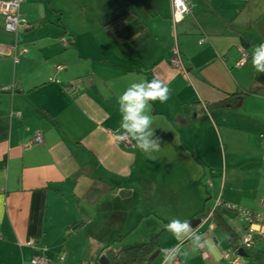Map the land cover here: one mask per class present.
Listing matches in <instances>:
<instances>
[{"label": "crops", "instance_id": "0c3cea01", "mask_svg": "<svg viewBox=\"0 0 264 264\" xmlns=\"http://www.w3.org/2000/svg\"><path fill=\"white\" fill-rule=\"evenodd\" d=\"M72 5L44 13L24 0L17 36L0 17V47L18 53L0 58V264H97L155 237L150 264H264V239L243 250L244 225L237 233L214 203L253 212L264 201V74L251 60L264 0H191L178 25L170 0H103L76 23ZM153 78L171 95L152 104L160 148L146 154L115 139L118 97ZM173 218L203 240L172 237L158 260Z\"/></svg>", "mask_w": 264, "mask_h": 264}, {"label": "clouds", "instance_id": "9594fccd", "mask_svg": "<svg viewBox=\"0 0 264 264\" xmlns=\"http://www.w3.org/2000/svg\"><path fill=\"white\" fill-rule=\"evenodd\" d=\"M252 68L257 74H264V43L257 45L252 52ZM171 95V89L158 78L131 83L118 97V110L121 115L117 139L121 142L136 141V146L144 153L151 154L160 148L158 138H154L152 104L159 101L166 103ZM167 231L177 239L181 235L193 233L197 241L203 240V233L194 230L187 220L173 218L166 226ZM209 251H214L216 245L204 241ZM174 247V246H173ZM170 249H162V255ZM201 250L197 246L196 251ZM172 259V258H170Z\"/></svg>", "mask_w": 264, "mask_h": 264}, {"label": "built area", "instance_id": "2783aa9c", "mask_svg": "<svg viewBox=\"0 0 264 264\" xmlns=\"http://www.w3.org/2000/svg\"><path fill=\"white\" fill-rule=\"evenodd\" d=\"M24 0H0V17L4 21V32L17 36L20 32L29 29V25L23 20L20 14V7ZM191 0H170L171 12H172V23L174 25L180 24L186 16L189 15L191 10L190 5ZM63 47L67 46L65 40L61 41ZM25 53V52H22ZM17 51L15 47L4 48L0 47V57H11L14 63H17ZM172 64L174 67H179V58L177 54L173 57ZM59 68L58 71H62ZM118 132H116L115 139L118 143L127 147L130 142H121L117 139ZM42 138L39 134L35 135L31 141V145H41ZM216 208L225 209L231 212L236 218L240 219L244 225L245 231L244 235L240 240V245L243 250H251L255 244L264 239V201L261 202L258 211H245L241 209L234 208L229 205H222L217 203ZM225 261L228 264H238V259L235 258L230 260L225 257ZM31 264H49V261L45 258H34ZM172 264H177L173 262Z\"/></svg>", "mask_w": 264, "mask_h": 264}, {"label": "rangeland", "instance_id": "374dc122", "mask_svg": "<svg viewBox=\"0 0 264 264\" xmlns=\"http://www.w3.org/2000/svg\"><path fill=\"white\" fill-rule=\"evenodd\" d=\"M26 1H27V3H30V6H32V7L34 4L35 7H37L36 9H39L40 11H43L44 13L50 12L51 7H57V6L64 7L61 5H68L71 3V4H73L72 5L73 7L71 9H68L69 14H68V19L66 21L69 22V20L74 17L73 19H71V21L75 22V23L78 22L77 20L79 18L82 19V18H86V17H91L92 14H96L97 11L95 10L94 5L98 4V3L102 4V2H103V0H26ZM0 58H6V57H0ZM214 203L217 206V203H219V202L217 201ZM239 220L240 219H238V218H234L231 220V224L233 223L232 225L234 226L235 231L237 233L243 234L242 233L243 232L242 226H241L242 224L240 223ZM213 234L216 238H222V236H221L222 234L220 232L213 231ZM81 237H82V235H80L79 238H81ZM172 237L173 236L171 233L164 234L162 239H161L162 242H161V244H159V248H161V249L164 248L167 250L168 246H169V242L171 241ZM70 246H72V245H70ZM82 248H83V246L81 248L78 246L77 248H75V250L81 253ZM114 250L117 251L118 248H115ZM158 251L162 252L161 250H158ZM164 253L169 254V252H164ZM164 258H165V256L163 257V255H160L158 257V260H161Z\"/></svg>", "mask_w": 264, "mask_h": 264}, {"label": "trees", "instance_id": "16d2710c", "mask_svg": "<svg viewBox=\"0 0 264 264\" xmlns=\"http://www.w3.org/2000/svg\"><path fill=\"white\" fill-rule=\"evenodd\" d=\"M112 24V23H111ZM233 101V97H230L227 103ZM219 226V224H218ZM221 227V225H220ZM222 232L228 237V239L234 238V234L227 227L222 228ZM157 249V237H155L150 243L144 244L140 247L131 248L121 251L116 256H108L106 261L109 264H147V260L156 253Z\"/></svg>", "mask_w": 264, "mask_h": 264}, {"label": "water", "instance_id": "95a60500", "mask_svg": "<svg viewBox=\"0 0 264 264\" xmlns=\"http://www.w3.org/2000/svg\"><path fill=\"white\" fill-rule=\"evenodd\" d=\"M226 216H227V214H226ZM158 255H159L158 252H156L155 254H153V255L149 258L148 263H149V264L152 263V262L154 261V259H155ZM97 264H109V262L106 261L105 258H101L100 260H98Z\"/></svg>", "mask_w": 264, "mask_h": 264}]
</instances>
